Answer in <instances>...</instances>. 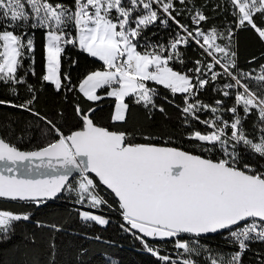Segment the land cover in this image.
Wrapping results in <instances>:
<instances>
[{
	"label": "snow or ice",
	"instance_id": "snow-or-ice-1",
	"mask_svg": "<svg viewBox=\"0 0 264 264\" xmlns=\"http://www.w3.org/2000/svg\"><path fill=\"white\" fill-rule=\"evenodd\" d=\"M205 7L196 0H0V84L13 94L24 85L29 93L21 103L0 99V107L43 122L33 150L0 134V200L39 209L68 192L81 208L116 211L121 230L157 264H243L253 244H264V63L247 71L239 67L237 35L252 31L264 43V0H219L213 11L231 17L222 28L205 29ZM157 25L175 26L167 43L145 35ZM34 30L44 33L41 86H53L65 101L74 96L72 126L64 113L57 120L33 108L38 97L27 76L36 75ZM193 44L204 58L188 68L181 49ZM69 46L102 62L101 68L73 83L63 71ZM25 60L30 63L21 75ZM254 62L255 56L249 63ZM149 82L172 97L181 95L179 104L166 95L162 99L174 104L183 125L192 129L187 133L192 151L154 143L151 133H141L145 142H137L135 131L98 124L97 109L81 103V98L90 105L113 98V123L127 122L129 98L149 114L158 111L171 119ZM209 87L219 97L211 103L200 98ZM250 117L255 134L245 127ZM77 211L82 221L110 223L104 215ZM32 220L29 211L0 209V245L16 238L17 224ZM35 225L53 233L47 254L48 264H56L54 234L62 228L40 220ZM214 235L231 250L205 242ZM25 241L34 244L35 235ZM258 262L264 264V254Z\"/></svg>",
	"mask_w": 264,
	"mask_h": 264
},
{
	"label": "trees",
	"instance_id": "trees-1",
	"mask_svg": "<svg viewBox=\"0 0 264 264\" xmlns=\"http://www.w3.org/2000/svg\"><path fill=\"white\" fill-rule=\"evenodd\" d=\"M219 0H196L197 5L206 4L205 13L209 16L208 22L204 25L205 29L210 26L222 28L225 19L230 20V16L220 14L219 11H213V7ZM177 7H180L177 4ZM182 22L190 21L180 18ZM259 23V18H257ZM163 29L158 25L151 27L145 33L155 43L161 41L167 43L169 33L173 28ZM155 33V35H153ZM35 40V63L33 68L36 75L31 73L27 76L28 83L36 88L37 101L33 108L46 115L49 118L60 120V114L64 113L68 120V126L75 124L74 114L72 112L74 96L69 94L68 101L63 98V93L58 94L54 87L45 83L41 86L40 77L44 73V33L42 30H34ZM143 50V49H141ZM184 52L186 67L194 66L196 59H202L201 50L193 44L192 46L181 49ZM237 50L239 67L245 71L252 68H258L260 63H264V43L259 42L255 38L252 31H241L237 35ZM257 58V62L249 63L252 57ZM76 60L77 64L72 65V61ZM30 61L25 60V68L20 70L23 75ZM102 62L97 61L87 55L82 54L77 48L69 46L63 54V71L70 72L72 82L78 83V80L89 71L101 68ZM175 68L179 69L181 65L175 64ZM157 87L161 93V98H157L158 104H163L171 119H166L158 111L149 114L143 107L135 105L131 98L127 100L130 105V111L127 113V122L113 123L110 114L114 109V99L105 98L96 104L84 102L81 98L82 105L87 108L89 106L96 107L95 120L102 126L109 127L111 130H127L136 132L137 142H145L141 133H151L156 139L152 142H158L161 145L178 147L183 150L192 151L193 141L187 139V133L191 128L185 127L180 119V113L174 104H170L162 99L168 96L175 103H181L182 97L177 94L172 97L162 86ZM18 93L13 94L9 88L0 84V99L10 100L14 103H21L28 98L29 93L26 86L20 85ZM200 98L204 102L211 103L217 94L211 91V87L207 92L201 94ZM231 104V100L228 101ZM255 117H250L245 127L249 132L255 134L253 129V121ZM63 123V121H61ZM43 122H38L30 113L11 107H0V134L7 135L13 143L17 144L22 150H33L40 143ZM195 127L204 131V127L195 124ZM68 127H65V131ZM250 162L255 163V160ZM109 201L113 197L108 195ZM75 197L65 192L58 200L49 201L46 207L35 209L32 206L25 205L21 202H13L0 200V209L10 210L13 212L29 211L33 215L32 222H21L16 226V238L4 245H0V264H33L39 260V264H48V243L53 233L48 227L38 228L35 225L36 220L44 222V224L56 223L62 231L54 234L55 243L57 245L56 264H157L156 258L149 253L143 251L142 246L136 241L131 234L121 230L120 224L123 222L116 211L101 207V209H88L86 206L81 208L80 205L73 203ZM91 210L97 214L104 215L109 219L110 223L106 226L96 225L95 222L82 221L77 210ZM35 235V243L25 241V236L31 237ZM99 236L101 239L96 240ZM213 249H223L229 252L231 249L226 245L225 240L220 235L209 236L207 241ZM171 249V245L167 246ZM81 250H86L87 255H83ZM264 254V244H253L251 250L243 256V264H259L258 256ZM175 258V257H174Z\"/></svg>",
	"mask_w": 264,
	"mask_h": 264
},
{
	"label": "rangeland",
	"instance_id": "rangeland-1",
	"mask_svg": "<svg viewBox=\"0 0 264 264\" xmlns=\"http://www.w3.org/2000/svg\"><path fill=\"white\" fill-rule=\"evenodd\" d=\"M81 53H82V52H81ZM82 54H84V53H82ZM84 55H86V54H84ZM88 209H89V208H88ZM87 211H91V210H87ZM92 212H93L94 214H97V213L94 212V210H93Z\"/></svg>",
	"mask_w": 264,
	"mask_h": 264
},
{
	"label": "crops",
	"instance_id": "crops-1",
	"mask_svg": "<svg viewBox=\"0 0 264 264\" xmlns=\"http://www.w3.org/2000/svg\"><path fill=\"white\" fill-rule=\"evenodd\" d=\"M94 59V58H93ZM94 71V70H93ZM103 95V93H101Z\"/></svg>",
	"mask_w": 264,
	"mask_h": 264
},
{
	"label": "built area",
	"instance_id": "built-area-1",
	"mask_svg": "<svg viewBox=\"0 0 264 264\" xmlns=\"http://www.w3.org/2000/svg\"><path fill=\"white\" fill-rule=\"evenodd\" d=\"M203 118V117H202ZM254 161V160H253Z\"/></svg>",
	"mask_w": 264,
	"mask_h": 264
},
{
	"label": "water",
	"instance_id": "water-1",
	"mask_svg": "<svg viewBox=\"0 0 264 264\" xmlns=\"http://www.w3.org/2000/svg\"><path fill=\"white\" fill-rule=\"evenodd\" d=\"M96 108V107H95ZM75 175V174H74Z\"/></svg>",
	"mask_w": 264,
	"mask_h": 264
}]
</instances>
